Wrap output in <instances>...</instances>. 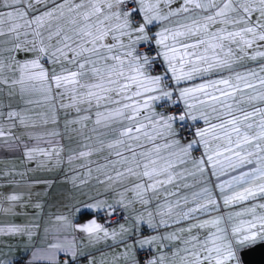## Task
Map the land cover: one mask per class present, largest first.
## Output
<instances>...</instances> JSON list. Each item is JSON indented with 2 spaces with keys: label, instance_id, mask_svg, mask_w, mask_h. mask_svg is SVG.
Here are the masks:
<instances>
[{
  "label": "snow or ice",
  "instance_id": "snow-or-ice-1",
  "mask_svg": "<svg viewBox=\"0 0 264 264\" xmlns=\"http://www.w3.org/2000/svg\"><path fill=\"white\" fill-rule=\"evenodd\" d=\"M0 97V156L24 165L0 172V264H248L264 246V0H0ZM42 102L50 114L27 107ZM61 111L69 140L87 141L69 161L107 151L100 188L82 192L92 169H72L80 194L60 199L54 239L16 260L4 249L38 225L15 218L43 211L36 188L48 194L63 147L14 130L59 127ZM197 174L206 186L173 203L168 186ZM220 200L241 208L211 215Z\"/></svg>",
  "mask_w": 264,
  "mask_h": 264
},
{
  "label": "crops",
  "instance_id": "crops-1",
  "mask_svg": "<svg viewBox=\"0 0 264 264\" xmlns=\"http://www.w3.org/2000/svg\"><path fill=\"white\" fill-rule=\"evenodd\" d=\"M252 66L253 64L250 62L249 64ZM48 67L49 65H45ZM255 67V66H254ZM226 75V73H225ZM199 82V81H197ZM33 99L40 100L41 97L39 94H36L32 97ZM0 99H4V97H0ZM9 101L7 99H4V103H8ZM13 107H25L22 101L19 100V97H14L11 100ZM27 107L31 108L34 112H49L50 114V105L47 103H40L36 105H28ZM75 115V113H73ZM60 122L59 127L56 125H53L51 123L44 125L43 122L39 119L35 120V126L24 128V127H18L14 131L17 135L22 136L23 140L25 142H28L30 144L36 143L35 140H29L28 134H32L33 136H42L43 141L41 142L42 147H49V145L46 143L49 139H54L58 141L57 147L61 146L63 147V151L61 153V156L63 158L62 164L57 169H53L49 172H44L41 174V177L44 179H48L50 181H54L51 185V188L47 195L44 194V189L46 186L40 185L36 188V193H38V199L39 201L44 205V209L42 212L39 210H34L32 208H28L26 212H21V214L16 217V222L18 223H30L38 225V228L36 229V235L33 237L31 241H29L27 244L25 243H14L11 250L5 248L4 252L7 256L12 257L16 260L28 259L31 256V251H27L26 249H42L46 248L47 244L54 239L55 236V228L56 223L53 219V217L56 214H59V201L62 197H70L73 195H79V192H75L73 190V186L70 182V180H65V176L71 177L74 173L72 172V169H75L77 172L80 173L81 178L88 179L87 176V168H81L80 165H87L92 169V179L89 180L88 186L82 187L81 191L84 193H87L89 195L94 194L93 190L96 188H100L98 184H96L95 177L99 175L97 172V164H103L104 160L101 158V155L106 156L108 153L105 151L101 155L93 154L88 158L81 159V160H73L69 161L68 157L72 155L73 150H79L81 149L82 145L87 143V141H84L80 139L79 137H75L71 141L68 138V132L65 130L64 127V112H60ZM89 127H91V122L89 123ZM59 131L60 135L56 137H49L47 133L52 131ZM90 134V133H86ZM104 139H110V136L103 137ZM95 142V138L93 140V143ZM202 151V150H201ZM200 154L199 152H195L194 155ZM22 156L20 157H3L0 156V172H3L7 169L15 167L18 171H24V165L21 163ZM110 167V166H109ZM184 168H187L189 170L192 169L191 162L187 163L183 166ZM195 177V178H194ZM198 177V178H197ZM103 177L101 176V179ZM212 180V190L214 192V195L219 198L220 193L219 190L214 187V185L218 182L215 177H210ZM11 179V177H0V188L7 186V181ZM16 180H20V176L17 175L15 177ZM200 179L199 174L197 176H186L184 179L176 181V185H179L180 187L177 189L174 185H169L168 189L170 191L176 192V196L170 197L169 199L175 203L176 200L180 199L181 197L187 196L189 202L192 200V195L194 192H196V189L201 187H205L206 185L202 182L197 184L196 181ZM220 179H226V177H221ZM189 185V187L184 188L183 185ZM102 191V188H101ZM163 195V193H161ZM181 206H183V201L181 200ZM152 210L155 209V201L150 206ZM236 207V206H232ZM137 208H140V205H137ZM231 207L224 206L222 200H220L219 203V211H214L211 213V215H225L226 211H230ZM235 208H233L234 210ZM203 218V217H202ZM12 219V218H7ZM5 218L0 217V223H4ZM188 222H182L180 225H175L173 228L167 229V231H173L175 228L178 227H186ZM48 230L47 232L45 230ZM151 231V230H149ZM161 232L166 231V229H160ZM111 241H108L107 244H110ZM167 243V242H166ZM99 249H101L103 252L109 254V258L111 255V249L106 246L105 242H101L99 245H97ZM97 257H99V252L97 253ZM2 258V257H0ZM40 264H43V262H40Z\"/></svg>",
  "mask_w": 264,
  "mask_h": 264
},
{
  "label": "water",
  "instance_id": "water-1",
  "mask_svg": "<svg viewBox=\"0 0 264 264\" xmlns=\"http://www.w3.org/2000/svg\"><path fill=\"white\" fill-rule=\"evenodd\" d=\"M248 264H264V246L255 247L246 256Z\"/></svg>",
  "mask_w": 264,
  "mask_h": 264
},
{
  "label": "rangeland",
  "instance_id": "rangeland-1",
  "mask_svg": "<svg viewBox=\"0 0 264 264\" xmlns=\"http://www.w3.org/2000/svg\"><path fill=\"white\" fill-rule=\"evenodd\" d=\"M249 64H250V62H249ZM255 65L253 64L252 65V67H254ZM49 68H50V65L48 66ZM200 154H196V156H199ZM195 178V177H194ZM198 178V177H197ZM227 178V177H226ZM211 179V178H210ZM211 182H212V180H211ZM211 187H212V183H211V185H210ZM202 188L201 187H199V188H197L196 189V192H199L200 190H201ZM233 208H235L234 210H233ZM240 208H241V206L240 205H236V207H231V209H230V211H226L225 212V216L227 215V213H229V212H231V211H238V210H240Z\"/></svg>",
  "mask_w": 264,
  "mask_h": 264
}]
</instances>
